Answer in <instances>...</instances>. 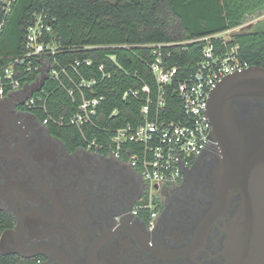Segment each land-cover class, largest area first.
<instances>
[{
	"label": "flooded vegetation",
	"instance_id": "1",
	"mask_svg": "<svg viewBox=\"0 0 264 264\" xmlns=\"http://www.w3.org/2000/svg\"><path fill=\"white\" fill-rule=\"evenodd\" d=\"M234 107L241 121L264 120V98ZM222 158L212 137L182 182L158 196L151 224L149 210L133 211L147 184L130 163L71 149L22 94L0 95V254L19 264H237L230 243L239 240L247 263L264 259V206H243L237 184L230 206H215Z\"/></svg>",
	"mask_w": 264,
	"mask_h": 264
},
{
	"label": "trees",
	"instance_id": "2",
	"mask_svg": "<svg viewBox=\"0 0 264 264\" xmlns=\"http://www.w3.org/2000/svg\"><path fill=\"white\" fill-rule=\"evenodd\" d=\"M263 8L264 0H15L6 16L0 10V19L5 16L0 34V67L10 56L25 52L26 29L34 12L45 10L54 15V38L60 46L56 59L60 64L92 61L91 65L81 64L77 70L69 67V72L76 80L97 78L93 92H86L89 96H103L104 101L95 118L98 127H87L85 132L88 138L97 137L104 144L100 153L108 154L116 127L143 120L141 108L146 99L143 86L150 87L153 97L158 94V83L149 66L156 59L157 47L148 44H164L161 52L165 64L176 66L178 76L185 78L196 71L202 58L203 42L194 39L232 30L248 14ZM215 40L222 50L238 44L242 60L250 66L264 67V31L237 33L227 45H223L221 38ZM102 64L104 74L99 69ZM38 73L33 72L27 80L34 81ZM43 89L48 97L47 113L33 110L42 121L48 114L59 117L74 112L77 103L55 80L47 78ZM131 89H138L140 95L129 93L124 97ZM167 96L168 119L182 117L178 96L172 89ZM76 97L79 99V93ZM114 109L117 114L112 113ZM48 127L71 149L87 148V141L77 127L54 123ZM7 224L5 213L0 211V233ZM0 264L19 261L0 254Z\"/></svg>",
	"mask_w": 264,
	"mask_h": 264
},
{
	"label": "built area",
	"instance_id": "3",
	"mask_svg": "<svg viewBox=\"0 0 264 264\" xmlns=\"http://www.w3.org/2000/svg\"><path fill=\"white\" fill-rule=\"evenodd\" d=\"M15 0H0V10L7 15ZM5 16L0 19V34L5 25ZM55 16L48 11L33 13L32 22L26 29L25 52L9 57L0 67V95L20 92L27 84L34 83L47 74L67 91L77 103L70 115L56 117L48 114L43 124L54 123L58 126L77 127L87 141V148L100 152L104 144L95 138H88L87 127H98L95 118L104 101L103 96H89L93 92L97 78L76 80L69 72V67L77 70L81 64L91 65V60H77L74 64L63 66L56 59L59 44L54 38ZM224 32L206 35L193 41H202V58L195 72L185 78L178 76L176 66L169 67L163 60L161 47L164 44H148L157 47L156 59L149 64L158 83V94L153 97L148 85L143 86L146 93L145 104L141 108L143 120L138 124L128 123L116 127L109 141V153L121 161H127L147 184L146 196L134 207V213L141 210L150 211V222L154 223L158 196L168 189L179 185L184 179L185 170L199 156L208 141L211 123L207 119L206 104L209 93L215 84L225 75L249 67V63L239 57V45L222 50L216 38H221L227 45L229 38ZM51 57L53 60H51ZM99 69L105 73V65ZM38 71L37 79L28 81L27 77ZM67 79V82L65 79ZM47 80V79H46ZM176 85L173 87V84ZM172 89L182 105V117L168 119L166 114L168 92ZM42 94L35 95L36 92ZM79 93V99L76 94ZM139 96L138 89L126 92ZM47 93L43 87L26 99L30 110H43L47 113ZM113 114H117L114 109ZM106 130V129H103Z\"/></svg>",
	"mask_w": 264,
	"mask_h": 264
},
{
	"label": "water",
	"instance_id": "4",
	"mask_svg": "<svg viewBox=\"0 0 264 264\" xmlns=\"http://www.w3.org/2000/svg\"><path fill=\"white\" fill-rule=\"evenodd\" d=\"M46 79L47 74H44L20 92L12 94H22L23 100H26L35 91L41 90ZM242 98H264V67L252 65L225 75L218 80L208 96L206 115L211 130L199 156L209 146L212 137L223 147V158L217 169L218 201L215 204L222 206L223 211L230 206L234 184L240 188L243 206H264V120L253 123L241 121L234 104ZM5 237L6 232L2 236L0 248ZM247 246L239 240L230 243L236 263L262 264L264 259L261 257H252L247 263Z\"/></svg>",
	"mask_w": 264,
	"mask_h": 264
},
{
	"label": "rangeland",
	"instance_id": "5",
	"mask_svg": "<svg viewBox=\"0 0 264 264\" xmlns=\"http://www.w3.org/2000/svg\"><path fill=\"white\" fill-rule=\"evenodd\" d=\"M114 1V0H110ZM264 31V8L248 14L241 25L224 33L225 37L232 38L237 33L248 31Z\"/></svg>",
	"mask_w": 264,
	"mask_h": 264
}]
</instances>
